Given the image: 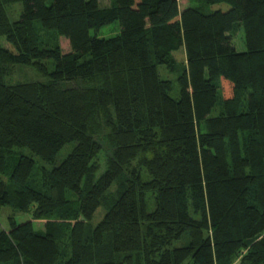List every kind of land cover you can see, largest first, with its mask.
Returning <instances> with one entry per match:
<instances>
[{
	"label": "trees",
	"instance_id": "trees-1",
	"mask_svg": "<svg viewBox=\"0 0 264 264\" xmlns=\"http://www.w3.org/2000/svg\"><path fill=\"white\" fill-rule=\"evenodd\" d=\"M0 38V264H264V0H0Z\"/></svg>",
	"mask_w": 264,
	"mask_h": 264
},
{
	"label": "rangeland",
	"instance_id": "rangeland-1",
	"mask_svg": "<svg viewBox=\"0 0 264 264\" xmlns=\"http://www.w3.org/2000/svg\"><path fill=\"white\" fill-rule=\"evenodd\" d=\"M51 3V0H46V5H49ZM99 3L101 6H108L109 5V0H99ZM179 6L180 9L182 10L184 6H186V3L184 1L179 2ZM229 9V6L227 4H217V5H213L211 6V10L215 11V10H221L223 12L227 11ZM22 10V5L21 4H13L10 5L6 8V13L8 16V19L10 21H16L18 20L20 13ZM119 24L117 21L104 25L101 28H99L98 31H91V35H96L99 38H110V37H114L119 33ZM234 42L236 44V50L237 51H243L244 47H243V43L241 42L240 39V34H238L235 38H234ZM59 43H60V47L63 53H68L70 51L69 46H68V41L64 38H60L59 39ZM5 41L3 40V38H0V46L3 47H9L12 51H14L13 47H10L9 45H5ZM175 57L177 60H184V53L183 50L180 49L179 51L174 53ZM51 65H50V69H51ZM162 69V68H160ZM26 73V75L28 77L32 76L30 71L28 70H24V72L20 73L18 76L16 75L17 79H24L23 74ZM178 93V91H175V93L172 94L173 97H175V95ZM73 147V144H67L66 146H64L60 152L57 155L56 158V164L60 163L65 157L66 155L71 151ZM14 156H18L20 154L25 155V156H30V153L27 149H15L14 150ZM34 161L36 162V171H35V178H40V167H45L47 169H51L53 165H46L44 163H42L41 161L37 160L36 158H33ZM102 158L99 160V162H102ZM111 191H114V187L112 186ZM105 208L100 207L98 208V210L95 212L93 220H92V225L95 226L103 217L104 213H105ZM10 216H13L16 223H23L25 221L30 220V215L29 214H22V213H18L15 210H13L10 207H4L0 210V229H8V218ZM32 223L35 227V229L37 230H41L43 227L44 222L43 221H33ZM239 259H237L234 264H238Z\"/></svg>",
	"mask_w": 264,
	"mask_h": 264
}]
</instances>
